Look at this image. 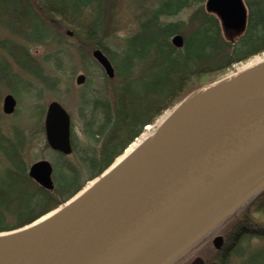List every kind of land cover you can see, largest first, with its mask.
<instances>
[{
    "label": "water",
    "instance_id": "water-1",
    "mask_svg": "<svg viewBox=\"0 0 264 264\" xmlns=\"http://www.w3.org/2000/svg\"><path fill=\"white\" fill-rule=\"evenodd\" d=\"M205 8L227 39L244 31L243 0H207ZM170 43L181 49L184 40ZM92 58L114 78L100 49ZM15 106L13 96L3 98V114ZM44 136L51 150L71 153L70 119L57 102L47 106ZM118 159L55 210L1 232L0 264H178L264 190V58L189 94ZM28 176L53 190L49 162L33 163ZM212 245L220 250L223 238Z\"/></svg>",
    "mask_w": 264,
    "mask_h": 264
},
{
    "label": "trees",
    "instance_id": "trees-1",
    "mask_svg": "<svg viewBox=\"0 0 264 264\" xmlns=\"http://www.w3.org/2000/svg\"><path fill=\"white\" fill-rule=\"evenodd\" d=\"M115 0H0V26L11 34L37 43V30L49 34V21L90 49H100L115 71L118 82L113 104L89 96L84 102L85 138L97 150L75 166L63 154L59 178L52 192L27 177L22 150L24 136L4 144L0 154L10 162L0 176V233L20 229L73 198L87 182L99 177L114 161L166 111L199 88L230 74L234 66L264 55V0H244L246 27L236 38L227 39L219 19L206 11L207 0H160L146 14L137 17L136 31L116 45L108 46L114 23L111 10ZM192 9L186 21L167 22L184 10ZM47 30V31H46ZM182 34L184 46L175 49L170 38ZM48 40V39H47ZM23 57L36 65L23 46L14 45ZM15 62L23 68L20 59ZM139 83L142 88L133 90ZM86 111V112H84ZM71 137L72 149L75 151ZM9 147L10 152L6 149ZM11 171V172H10ZM15 171V172H14ZM54 177V176H53ZM11 219L6 223V217ZM214 235L223 237V246L213 254H201ZM246 237L264 238V190L208 234L178 264H188L194 256L214 264L226 263L235 247Z\"/></svg>",
    "mask_w": 264,
    "mask_h": 264
},
{
    "label": "rangeland",
    "instance_id": "rangeland-1",
    "mask_svg": "<svg viewBox=\"0 0 264 264\" xmlns=\"http://www.w3.org/2000/svg\"><path fill=\"white\" fill-rule=\"evenodd\" d=\"M158 1L160 2V0L114 1L111 18L115 32L108 39V46L112 51H116L115 46L121 44L123 38L131 36L136 31L137 17L149 12ZM192 11V9L184 10L176 16L167 18L166 21H186ZM49 24V34L42 27L37 30V41H39L37 43L17 37L0 26V137L4 144H14L17 137L24 136L27 141L22 150V159L26 166V174L33 163L45 160L53 167L55 184V176L58 179L61 173L58 168L60 161L56 153L47 148L43 131L48 104L57 102L69 115L75 151L67 158L75 166L80 167L81 158L85 157L86 153L91 154V150H97L85 138L84 117H82L84 102L87 101L86 98L92 96L105 99L112 105L118 82L105 77L104 72L92 58L93 49L85 47L74 38L73 31L60 30L56 21H49ZM14 45L23 46L37 66L30 64L19 51H16ZM15 58L21 60L23 68L15 62ZM262 58L264 55L234 66L229 72L241 71ZM80 74L85 80L78 86L75 84V79ZM131 87L133 90L142 88L139 83H134ZM6 94L12 95L16 101L15 111L10 116L2 113V100ZM171 110L166 111L152 125L147 126L132 145L146 134L150 135ZM6 149L11 153L9 147L6 146ZM9 168V162L0 154V176ZM90 183L91 181L87 182L85 187ZM10 220L9 216L6 217V223ZM212 239L202 249L201 254L205 253L210 257L209 255L216 251L211 244ZM203 259L207 260L206 257ZM207 264L214 263L209 261ZM224 264H264V238H244Z\"/></svg>",
    "mask_w": 264,
    "mask_h": 264
},
{
    "label": "bare ground",
    "instance_id": "bare-ground-1",
    "mask_svg": "<svg viewBox=\"0 0 264 264\" xmlns=\"http://www.w3.org/2000/svg\"><path fill=\"white\" fill-rule=\"evenodd\" d=\"M256 61V60H255ZM148 134H146L143 138L140 139V141H138L136 144L132 145V147L130 149H128V151L125 153L128 154L130 153L139 143H141L143 141V139L147 136ZM122 158L118 159L117 162H119Z\"/></svg>",
    "mask_w": 264,
    "mask_h": 264
},
{
    "label": "flooded vegetation",
    "instance_id": "flooded-vegetation-1",
    "mask_svg": "<svg viewBox=\"0 0 264 264\" xmlns=\"http://www.w3.org/2000/svg\"><path fill=\"white\" fill-rule=\"evenodd\" d=\"M6 95H7V94H6ZM9 165H10V168H9V169L11 170L13 164H11V163L9 162ZM5 171L7 172V170H5ZM10 172H11V171H10ZM14 172H15V171H14Z\"/></svg>",
    "mask_w": 264,
    "mask_h": 264
}]
</instances>
